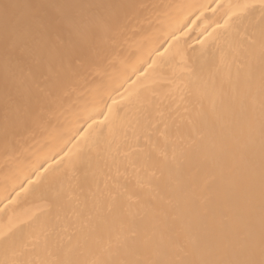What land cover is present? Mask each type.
<instances>
[{
  "label": "bare ground",
  "instance_id": "1",
  "mask_svg": "<svg viewBox=\"0 0 264 264\" xmlns=\"http://www.w3.org/2000/svg\"><path fill=\"white\" fill-rule=\"evenodd\" d=\"M34 4L80 64L16 29ZM262 192L264 0H0V264L242 261Z\"/></svg>",
  "mask_w": 264,
  "mask_h": 264
},
{
  "label": "snow or ice",
  "instance_id": "2",
  "mask_svg": "<svg viewBox=\"0 0 264 264\" xmlns=\"http://www.w3.org/2000/svg\"><path fill=\"white\" fill-rule=\"evenodd\" d=\"M18 5L4 4L3 11L5 16V22L8 23L9 19V10L13 8H18ZM28 11L23 15L14 16L15 27L17 30L26 31V33L32 37L33 41L41 46L43 50L51 57L64 59L68 58L70 61H75L77 64H80V54L74 44L65 46L63 43H57L53 40L61 28L62 24H68L71 30L76 29V24L67 17H63L61 6L56 5H42L34 4L29 5ZM45 8H55L56 15H45ZM7 32L5 36V43L7 44ZM26 49H21L20 54L24 55ZM39 65L33 63L27 68H21L19 75L17 76V82L21 85L27 83H34L33 77L34 72L38 70ZM42 91V90H41ZM50 96V93L48 94ZM43 97L37 95L35 97H29L26 101V104L30 105L31 103L39 104ZM9 113L13 115H19L20 106L16 103H9L6 101V114L5 119L7 121ZM23 116L28 118L31 116V111L29 107H25ZM107 119V117H105ZM264 196V192H262ZM122 264H163L161 261H123ZM199 264H264V227H262L261 240L258 250L255 247H251L247 250V258L242 261H231V260H209L199 262Z\"/></svg>",
  "mask_w": 264,
  "mask_h": 264
}]
</instances>
